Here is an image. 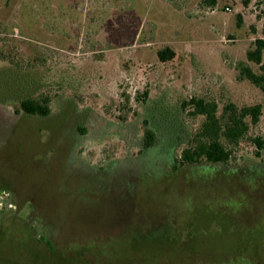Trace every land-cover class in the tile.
<instances>
[{"label":"rangeland","instance_id":"374dc122","mask_svg":"<svg viewBox=\"0 0 264 264\" xmlns=\"http://www.w3.org/2000/svg\"><path fill=\"white\" fill-rule=\"evenodd\" d=\"M263 1L216 0L231 11L206 14L213 5L205 0H0V264H264V197L244 222L251 198L226 181L203 199L208 211L163 219L165 227L156 230L135 219L121 233L94 231L73 212L59 219L61 237L49 238L45 227L27 234L5 219L13 211L10 188L20 200L73 199L70 179L61 174L73 147L85 166L108 158L166 164L204 119L183 107L190 97L215 102L218 114L227 102L262 103L237 63L258 71L246 52L264 40V5L263 16L256 11ZM164 47L174 56L161 61L157 51ZM43 97L49 116L20 111V100ZM147 128L155 142L141 155ZM256 135L264 141V108L229 164L264 169V146L256 155L250 140ZM47 150L62 155V170H52ZM225 211L240 217L230 221Z\"/></svg>","mask_w":264,"mask_h":264},{"label":"flooded vegetation","instance_id":"af4514ba","mask_svg":"<svg viewBox=\"0 0 264 264\" xmlns=\"http://www.w3.org/2000/svg\"><path fill=\"white\" fill-rule=\"evenodd\" d=\"M20 111L25 113L21 107ZM49 115L50 110L42 117ZM79 129L83 136L84 132ZM149 134L152 140L147 144ZM155 134L151 128L144 130L139 150L141 155L144 152V155H148L155 142ZM46 152V161L52 170H62L64 164L67 166V172L63 173V170L61 174L70 179L68 185L75 195L73 199L63 201L42 200L35 196L20 200L15 189H7L10 195L7 206L12 207L13 211L5 219H12L27 234L45 227L47 237L60 238L64 228L59 219L73 212L94 231L117 229L121 233L132 228L135 219L148 222L149 228L156 230L165 227L162 225L163 219H184L186 215L192 217L196 209L208 211L203 201L210 199L224 181L230 183L233 191H244L251 198L253 207L241 213L242 221L247 222L254 218L257 198L264 197V169L259 164L238 165L206 159L182 162L179 154L177 158L171 157L166 164L154 161L144 164L121 163L108 158L103 163L85 166L75 156L76 147L69 151L64 164L60 163V153L53 154L52 150ZM217 176L222 179H217ZM73 177L80 178L79 184ZM2 199L0 195V204L5 201ZM26 205L28 207L25 208ZM227 213L229 216L226 218L230 221L240 217H236V213ZM41 240L45 246L51 245L50 239L42 236Z\"/></svg>","mask_w":264,"mask_h":264},{"label":"trees","instance_id":"16d2710c","mask_svg":"<svg viewBox=\"0 0 264 264\" xmlns=\"http://www.w3.org/2000/svg\"><path fill=\"white\" fill-rule=\"evenodd\" d=\"M251 0H242L247 5ZM210 5H215L216 0H205ZM264 5V1L262 2ZM240 22V18L238 17ZM264 51V40L255 39L254 47L246 52L248 62L258 65V71H254L245 62L237 63L239 75L247 79L251 84L258 87L263 94L262 103L238 107L232 102L223 105L220 114L217 113V104L202 98L190 97L183 102V107L188 108L192 116H203L200 129L188 146L180 151V161L193 162L206 159L212 162H228L234 156V151L240 144L242 138L247 134L251 125L259 121L262 109L264 108V65L262 55ZM174 52L169 47L157 51V57L161 61L173 58ZM143 95L146 92L142 93ZM49 100L47 97L40 99L26 98L20 102L22 111L34 115H47L49 113ZM151 136L147 137V144L151 143ZM255 154L264 146L261 136L250 138Z\"/></svg>","mask_w":264,"mask_h":264},{"label":"built area","instance_id":"2783aa9c","mask_svg":"<svg viewBox=\"0 0 264 264\" xmlns=\"http://www.w3.org/2000/svg\"><path fill=\"white\" fill-rule=\"evenodd\" d=\"M255 0H251L249 3H252V2H254ZM263 3L261 2L260 4H259V8H258V10H256L257 11V14H259L260 16H263L262 14H261V8H260V5H262ZM256 7H257V5H256ZM223 9L224 11H231V9L228 7V6H219V5H213V6H211V7H208L205 11H203L204 13H206V14H214V13H216L219 9ZM253 9H255V7H253ZM197 12L199 13V11L197 10Z\"/></svg>","mask_w":264,"mask_h":264},{"label":"crops","instance_id":"0c3cea01","mask_svg":"<svg viewBox=\"0 0 264 264\" xmlns=\"http://www.w3.org/2000/svg\"><path fill=\"white\" fill-rule=\"evenodd\" d=\"M181 1V0H180ZM184 4H186V2L184 3ZM172 51H173V48H170Z\"/></svg>","mask_w":264,"mask_h":264}]
</instances>
